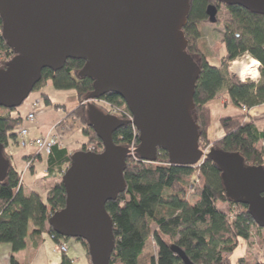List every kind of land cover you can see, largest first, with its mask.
<instances>
[{
  "label": "water",
  "instance_id": "obj_1",
  "mask_svg": "<svg viewBox=\"0 0 264 264\" xmlns=\"http://www.w3.org/2000/svg\"><path fill=\"white\" fill-rule=\"evenodd\" d=\"M264 14V0H217ZM188 0H0L1 34L14 55L0 65V106L16 108L28 97L41 70L59 69L67 58L84 60L79 76L92 79L85 96L87 125L101 140L96 152L78 149L61 176L66 198L49 218L64 237L82 238L91 264H110L113 220L105 203L125 188L129 148L114 143L113 131L132 123L134 149L154 161L164 150L172 164L194 165L204 157L219 168L224 191L245 203L253 221L264 228V167L244 162L239 152L199 147V124L192 115L199 66L186 51L182 27ZM214 22L217 7H206ZM114 92L132 119L104 112L88 101ZM9 165L0 142V181ZM170 248L182 264H196L176 244Z\"/></svg>",
  "mask_w": 264,
  "mask_h": 264
},
{
  "label": "trees",
  "instance_id": "obj_2",
  "mask_svg": "<svg viewBox=\"0 0 264 264\" xmlns=\"http://www.w3.org/2000/svg\"><path fill=\"white\" fill-rule=\"evenodd\" d=\"M188 3L182 30L187 39L186 51L197 57L195 62L199 66L192 109V115L199 124V147L210 145L227 152H239L245 163L264 167V148L258 147V142L264 139V129L259 130L246 112L221 116L218 121L222 135L215 139L208 137L211 122L208 102L223 88L228 99L241 109L264 103V14L240 5H224L221 37L224 53L218 64H211L195 41L199 37V22L208 20L207 5L214 3L218 9L221 3L217 0H188ZM1 26L0 16V62L3 65L14 51L2 36ZM244 53L258 61L259 77L256 81L240 80L228 69L229 63ZM83 64L82 59L67 58L57 70L45 67L34 88L51 79L55 88L74 89L77 96L84 94L85 98L92 90V79L78 75ZM45 97L49 102L47 95ZM100 98L128 110L123 99L114 92L105 93ZM14 109L0 106V142L9 161L5 178L0 181V243L10 244V264H23L12 253L25 247L29 232L33 235L47 232L55 243L66 242L69 238L55 232L49 218L65 204L66 193L61 176L73 151L58 142L51 146L46 157V176L56 180L48 188L45 200L34 190L24 192L12 154L6 152L13 142H17L15 126L22 119V116L12 113ZM71 113L84 124L83 133L87 139L81 149L87 150L89 143L92 151H101V140L86 123V103H79ZM112 139L127 148L139 143L130 123L116 128ZM123 171L124 190L105 203V209L113 220L114 246L110 264H182L170 248L171 244L183 249L196 264H235L230 255L242 240L250 237L253 226L261 228L253 221L245 203L228 198L220 170L208 157L193 166L170 163L162 149H158L154 161L141 159L136 153H127ZM189 190L193 198H189ZM149 237L156 244L155 255L141 259ZM73 239L86 248L88 264H91L86 242L79 237ZM235 261L236 264H246L243 257ZM58 264L77 263L75 258L62 252ZM253 264H264V260H256Z\"/></svg>",
  "mask_w": 264,
  "mask_h": 264
},
{
  "label": "crops",
  "instance_id": "obj_3",
  "mask_svg": "<svg viewBox=\"0 0 264 264\" xmlns=\"http://www.w3.org/2000/svg\"><path fill=\"white\" fill-rule=\"evenodd\" d=\"M222 94V93H221ZM216 96L212 100L208 102V106L210 108L211 113V122L208 127V136L211 138V127L212 123L218 121V119L226 114H233L240 111H243L238 106L234 105L227 97L226 90L223 94V96ZM223 97V98H221ZM36 98H39V104L34 109L35 118L33 121L28 122V138H34L37 136H44L47 134H59V129L57 125L58 118L63 115V110H61L59 107H55V105L59 104L57 102H54L51 97H48L49 102L46 101V98H43L39 91H36L32 93L26 101L24 100L22 104L18 107H16L13 110L14 115L24 116L28 111L32 109V101ZM26 102V103H25ZM70 101L67 100L68 103ZM61 104V103H60ZM68 107V104H66ZM246 114L252 119L255 126L262 130L264 129V103L252 106L248 108L246 111ZM76 126V122L74 123ZM73 125V126H74ZM78 132H81L80 127L77 128ZM75 131V130H74ZM223 131H219V134L217 137L221 136ZM210 134V135H209ZM213 137L214 136L213 134ZM19 136L16 134V139L18 140ZM62 146H65L68 150L69 148L77 147L80 143L82 144L85 142V136L80 137V139H75V141L71 144H65V142L61 141ZM75 144V145H74ZM10 153L12 154V162L15 165L16 170L20 174V182L21 186L24 190V192L29 191H36L40 194L44 193L46 197V192L48 188L52 185V183L56 180L54 177H47L46 176V157L47 153L45 154V162L44 165L41 166V168H37V160L42 161L43 152H40V156L35 158V160L32 162V164L27 167L25 164V160L30 157V154L36 151V147L33 144H29L27 146H20L17 144V142H13L9 146ZM42 164V163H41ZM29 171V179H27V182H25V174ZM43 189V190H41ZM42 198V197H41ZM43 199V198H42ZM77 241V240H76ZM52 242L54 245L55 242L50 237V235L47 232H42L41 234H31L30 232L26 236V245L23 249H20L18 251L13 252L12 254L14 257L22 262L23 264H50V261L47 260V249L48 244ZM79 242V241H77ZM68 244V242L66 241ZM80 243V242H79ZM78 243H75L74 245H71V249L78 248L76 245ZM68 246L66 253L68 252ZM72 250L69 252V256L76 259V255L72 253ZM10 255H11V247L10 244L7 242H1L0 243V264H10ZM77 260V259H76ZM54 263V262H51ZM59 263V262H58Z\"/></svg>",
  "mask_w": 264,
  "mask_h": 264
},
{
  "label": "rangeland",
  "instance_id": "obj_4",
  "mask_svg": "<svg viewBox=\"0 0 264 264\" xmlns=\"http://www.w3.org/2000/svg\"><path fill=\"white\" fill-rule=\"evenodd\" d=\"M225 7L224 4L221 3V5L219 6V8L217 9V13H216V19L214 22H210L209 20L206 21H202L199 22L198 24V30H199V37L196 39V45L197 48L199 49V51L201 53H203L209 60V62L211 64H218L220 62V58L221 55L224 53V45L222 43L221 37H222V32H223V24L222 21L224 19V14H225ZM248 53H244L242 56H240L237 59L234 60H240L241 58H245V56ZM245 55V56H244ZM249 55V54H248ZM251 57V59H254L251 55H249ZM248 56V57H249ZM193 57V56H192ZM249 57V58H250ZM195 59H197V57H193V60L195 61ZM250 61V59L248 60L246 58V60L242 61V63H246ZM2 64V62H0V65ZM238 64V63H237ZM234 66L232 65V61L229 63L228 69L234 72ZM236 67V66H235ZM236 74V73H235ZM258 77H259V72H258ZM257 77V79H258ZM39 91V93L41 94V96L43 98H46L45 95H47V97H51V99L54 102H57L59 104L55 105V107H59L61 110H63V115H61L58 118L57 121V125H58V129H59V134L55 133L58 139V143L62 144L61 141L65 142V144H71L75 141V139H80V137H84V133H83V122H81L80 119L75 118L74 116H72L71 111L79 104V103H83L85 105V103L87 102V100L85 98H83V95L81 96H77V94L75 93L74 89H57L54 87L51 79H47L39 88H33V90L29 93L28 97L36 92ZM225 92V89L223 88L220 91L221 96H223ZM219 94V96H220ZM27 97V98H28ZM26 98V99H27ZM223 98V97H221ZM25 99V101H26ZM68 103H65V102ZM88 101H94V104H96L99 108H101L104 112H108L106 110V108L103 106V102L99 101L98 99H91ZM26 103V102H25ZM61 103V104H60ZM66 104H68V107ZM76 122V126L74 125V123ZM74 125V126H73ZM81 129V132H78L77 128ZM211 138H218L217 135L219 134V131L222 132V127L219 123V121L214 122V124L212 123V127H211ZM75 130V131H74ZM214 136L216 137H213ZM210 135V134H209ZM209 137V136H208ZM87 137L85 136V141H86ZM84 143V142H83ZM75 145V144H74ZM258 145L260 146V143L258 142ZM82 144L80 143L77 147L74 148H69L70 151H75L78 149H81ZM210 147V145H206L201 149H205ZM87 150H91V146H89V143H87ZM6 152H10L9 147L6 149ZM42 161L41 160H37V164L36 167L37 168H41V166L44 165L45 162V154L44 152L42 153ZM32 158V160H28V158L25 160V164L27 167H29L32 162L35 160V158H37L38 156H40V152H33L30 154ZM28 163V165H27ZM42 163V164H41ZM27 179H29V171L26 172L25 174V182H27ZM195 181H198V179L196 178ZM43 190V189H41ZM192 191L189 190V198H193V193H191ZM41 197L43 198V200L46 199L45 194L41 193ZM68 242L67 246H68V252L65 254H69V252L72 250L71 249V245H74L75 243H78L76 245H78V248H73L72 253L74 255H76V263L77 264H88V257L86 255V248L79 242H77L75 239L68 238L66 240ZM53 243L50 242V244H48V249H47V260L50 261V264H58L60 257H61V253L62 252H57L54 250V245H52ZM156 252V244L154 242V240L149 237L147 242H146V247L145 250L142 254V258L144 259L145 256L153 254L155 255ZM231 260H234L233 262L236 264L237 261H235L237 258L239 257H243V259L245 260L246 264H253L254 261L256 260H264V228L261 227L260 229L256 228L255 226H253L251 228V235L248 239L246 240H242L238 249L235 250L231 255ZM54 262V263H51Z\"/></svg>",
  "mask_w": 264,
  "mask_h": 264
},
{
  "label": "built area",
  "instance_id": "obj_5",
  "mask_svg": "<svg viewBox=\"0 0 264 264\" xmlns=\"http://www.w3.org/2000/svg\"><path fill=\"white\" fill-rule=\"evenodd\" d=\"M248 56L249 55L247 54L245 56V58H241L239 61L238 60H232V63L233 62H237L238 63L236 67L234 66V72L240 78V80H247L248 79V80L256 81L258 75H255L254 77H252L249 73L248 74H244L243 76L240 75V68L242 66V61L246 60V58L248 60L250 59V61L253 60V59H251L250 56H249L250 58ZM255 68H256V72L258 73V61L256 62ZM95 99H98L99 101L103 102V106L109 111L108 113L114 114L117 117L122 118V119H128V120L132 119V114L129 111V109L125 110V109H123V108H121V107H119L117 105H114V104H112V103H110V102H108L105 99L100 98V97L94 98V100ZM38 104H39V98L34 99L32 101V109L30 111H28L22 117L20 122L15 126L16 133L19 136V138L17 140V144L20 145V146H27L29 144H33L36 147V151L37 152L48 153L50 151V149H51V146L54 145L58 141L57 136H56L55 133L54 134H47V135H44V136H37V137H34L32 139L28 138V126H27V123L34 120V118H35L34 109H35V107L38 106ZM242 110L246 111L247 109L243 107ZM130 124L133 127L134 134L138 137V131H137L136 127L132 123H130ZM259 143H260V146L258 145V147L260 149L264 148V139L260 140ZM136 147H137V145L132 144L129 147V152L128 153L134 155L136 153L135 150H134ZM209 148L210 147L202 149V150H203L204 153H206L209 150ZM32 158H34V157L30 156L28 158V160L30 161V160H32ZM201 161H202V159L199 160L198 163L194 164V165H199L201 163ZM27 165H28V163H27ZM54 250L57 251V252H66L67 243L65 241H62V242H59V243H55Z\"/></svg>",
  "mask_w": 264,
  "mask_h": 264
},
{
  "label": "bare ground",
  "instance_id": "obj_6",
  "mask_svg": "<svg viewBox=\"0 0 264 264\" xmlns=\"http://www.w3.org/2000/svg\"><path fill=\"white\" fill-rule=\"evenodd\" d=\"M257 60L253 59L252 61H248L246 63H242V66L240 68V75L243 76L244 74H250L252 77H254L255 75H257L256 72V65ZM232 65L237 66V62H233Z\"/></svg>",
  "mask_w": 264,
  "mask_h": 264
},
{
  "label": "clouds",
  "instance_id": "obj_7",
  "mask_svg": "<svg viewBox=\"0 0 264 264\" xmlns=\"http://www.w3.org/2000/svg\"><path fill=\"white\" fill-rule=\"evenodd\" d=\"M236 36L239 37V33L238 32L236 33ZM257 75H258V73H257Z\"/></svg>",
  "mask_w": 264,
  "mask_h": 264
}]
</instances>
